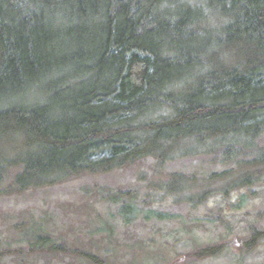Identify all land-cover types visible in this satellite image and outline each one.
Returning a JSON list of instances; mask_svg holds the SVG:
<instances>
[{
    "label": "trees",
    "instance_id": "obj_1",
    "mask_svg": "<svg viewBox=\"0 0 264 264\" xmlns=\"http://www.w3.org/2000/svg\"><path fill=\"white\" fill-rule=\"evenodd\" d=\"M263 136L264 0H0V191L11 169L24 193L147 159L233 160L170 173L143 197L196 210L264 187ZM244 236L246 252L264 242L258 226ZM26 238L29 256L70 250L38 224ZM24 248L0 246V261Z\"/></svg>",
    "mask_w": 264,
    "mask_h": 264
},
{
    "label": "rangeland",
    "instance_id": "obj_2",
    "mask_svg": "<svg viewBox=\"0 0 264 264\" xmlns=\"http://www.w3.org/2000/svg\"><path fill=\"white\" fill-rule=\"evenodd\" d=\"M264 148V136L258 142ZM225 157H194L158 165L147 159L102 175H82L69 182L24 193L10 188L11 169L0 191V246L25 247L0 264H90L80 251L103 257L106 264H264V242L254 251L242 248L251 226L264 230V187L242 190L228 199L215 197L196 210L182 204H143L149 187L170 173L227 169ZM115 195L120 203L114 201ZM40 225L69 252H28L26 235ZM180 239V240H177ZM219 243L224 251L197 260V249ZM76 250L79 254H72Z\"/></svg>",
    "mask_w": 264,
    "mask_h": 264
}]
</instances>
